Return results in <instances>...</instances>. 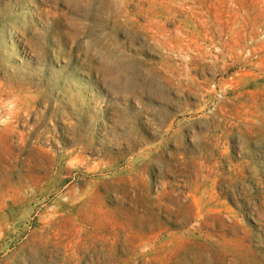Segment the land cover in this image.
I'll use <instances>...</instances> for the list:
<instances>
[{"label": "rangeland", "instance_id": "1", "mask_svg": "<svg viewBox=\"0 0 264 264\" xmlns=\"http://www.w3.org/2000/svg\"><path fill=\"white\" fill-rule=\"evenodd\" d=\"M0 264H264V0H0Z\"/></svg>", "mask_w": 264, "mask_h": 264}, {"label": "bare ground", "instance_id": "2", "mask_svg": "<svg viewBox=\"0 0 264 264\" xmlns=\"http://www.w3.org/2000/svg\"><path fill=\"white\" fill-rule=\"evenodd\" d=\"M24 33V32H23ZM23 36V35H22ZM104 73V72H103ZM212 91V90H211Z\"/></svg>", "mask_w": 264, "mask_h": 264}]
</instances>
